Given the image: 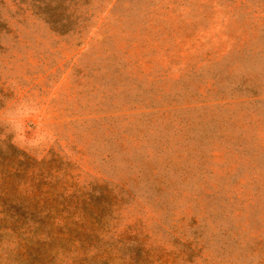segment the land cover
Returning a JSON list of instances; mask_svg holds the SVG:
<instances>
[{"label": "rangeland", "instance_id": "1", "mask_svg": "<svg viewBox=\"0 0 264 264\" xmlns=\"http://www.w3.org/2000/svg\"><path fill=\"white\" fill-rule=\"evenodd\" d=\"M73 2L0 0V264H264V0Z\"/></svg>", "mask_w": 264, "mask_h": 264}, {"label": "trees", "instance_id": "2", "mask_svg": "<svg viewBox=\"0 0 264 264\" xmlns=\"http://www.w3.org/2000/svg\"><path fill=\"white\" fill-rule=\"evenodd\" d=\"M33 6L38 7L37 11L45 14L47 21L61 31H65L72 26L74 19L70 17L72 10L66 12L73 0H30ZM74 0L73 4H76ZM36 9V8H35ZM39 9V10H38ZM66 12V13H65Z\"/></svg>", "mask_w": 264, "mask_h": 264}]
</instances>
